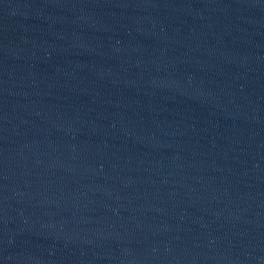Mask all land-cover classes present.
<instances>
[{"label":"water","instance_id":"1","mask_svg":"<svg viewBox=\"0 0 264 264\" xmlns=\"http://www.w3.org/2000/svg\"><path fill=\"white\" fill-rule=\"evenodd\" d=\"M0 264H264V0H0Z\"/></svg>","mask_w":264,"mask_h":264}]
</instances>
